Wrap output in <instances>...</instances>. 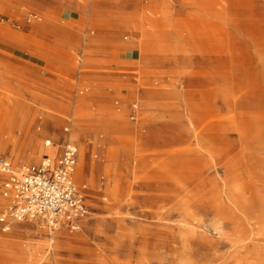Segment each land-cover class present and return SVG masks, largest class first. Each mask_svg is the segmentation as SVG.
<instances>
[{"label":"rangeland","instance_id":"374dc122","mask_svg":"<svg viewBox=\"0 0 264 264\" xmlns=\"http://www.w3.org/2000/svg\"><path fill=\"white\" fill-rule=\"evenodd\" d=\"M69 139L88 218L0 175V264H264V0H0V154Z\"/></svg>","mask_w":264,"mask_h":264},{"label":"built area","instance_id":"2783aa9c","mask_svg":"<svg viewBox=\"0 0 264 264\" xmlns=\"http://www.w3.org/2000/svg\"><path fill=\"white\" fill-rule=\"evenodd\" d=\"M77 162L78 147L70 140L59 155H45L19 168L0 154L2 195L7 199L1 217L40 218L52 230H80L91 209L85 188L75 179Z\"/></svg>","mask_w":264,"mask_h":264},{"label":"crops","instance_id":"0c3cea01","mask_svg":"<svg viewBox=\"0 0 264 264\" xmlns=\"http://www.w3.org/2000/svg\"><path fill=\"white\" fill-rule=\"evenodd\" d=\"M74 16H75V15H74L73 11L71 10V12H69L67 18H68V20L73 21L74 19H76V18H74ZM69 140H70V139H69ZM47 141H50V143L48 144ZM47 141H46V145H47V146L51 145V140H47ZM70 141H71V140H70ZM62 146H63V145H62ZM61 150H62V148H60V150H59L57 153L53 154V155H54V156H55V155H59L60 152H61ZM45 155H52V154H50V153H46ZM45 155H44V156H45ZM44 156H43V157H44ZM43 157H42V158H43ZM38 162H39V161H38ZM34 163H37V162H34ZM30 164H31V163H30ZM26 165H27V164H26ZM0 175L2 176V179L5 177V176H4L3 174H1V173H0ZM75 179H76V177H75ZM76 181H77V180H76ZM77 182H78V181H77ZM78 183H79V182H78ZM79 184L81 185V183H79ZM82 186H83V185H82ZM85 193H86V197H87V202H88V204H89V201H88V195H87L86 190H85ZM3 200H4V202L7 203V199H6L5 197H3ZM89 206H90V205H89Z\"/></svg>","mask_w":264,"mask_h":264}]
</instances>
